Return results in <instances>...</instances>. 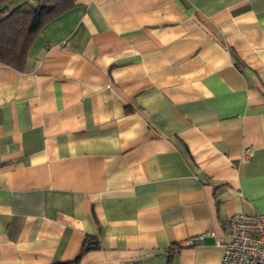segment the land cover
Listing matches in <instances>:
<instances>
[{
    "label": "crops",
    "instance_id": "obj_1",
    "mask_svg": "<svg viewBox=\"0 0 264 264\" xmlns=\"http://www.w3.org/2000/svg\"><path fill=\"white\" fill-rule=\"evenodd\" d=\"M234 212L264 213V0H74L0 62V264H219Z\"/></svg>",
    "mask_w": 264,
    "mask_h": 264
},
{
    "label": "trees",
    "instance_id": "obj_2",
    "mask_svg": "<svg viewBox=\"0 0 264 264\" xmlns=\"http://www.w3.org/2000/svg\"><path fill=\"white\" fill-rule=\"evenodd\" d=\"M12 1L0 0V62L20 69L41 28L72 7L74 0L24 1L9 9ZM78 259L53 264H77Z\"/></svg>",
    "mask_w": 264,
    "mask_h": 264
},
{
    "label": "built area",
    "instance_id": "obj_3",
    "mask_svg": "<svg viewBox=\"0 0 264 264\" xmlns=\"http://www.w3.org/2000/svg\"><path fill=\"white\" fill-rule=\"evenodd\" d=\"M251 153L250 148L244 155ZM227 240L219 264H264V213L234 212L227 220Z\"/></svg>",
    "mask_w": 264,
    "mask_h": 264
}]
</instances>
